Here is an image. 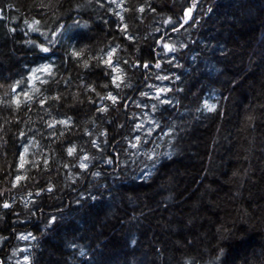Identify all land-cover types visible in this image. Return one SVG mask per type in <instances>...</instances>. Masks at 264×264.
Segmentation results:
<instances>
[{"label":"trees","instance_id":"obj_1","mask_svg":"<svg viewBox=\"0 0 264 264\" xmlns=\"http://www.w3.org/2000/svg\"><path fill=\"white\" fill-rule=\"evenodd\" d=\"M0 264H264V0H0Z\"/></svg>","mask_w":264,"mask_h":264},{"label":"rangeland","instance_id":"obj_2","mask_svg":"<svg viewBox=\"0 0 264 264\" xmlns=\"http://www.w3.org/2000/svg\"><path fill=\"white\" fill-rule=\"evenodd\" d=\"M52 4H54V3H52ZM190 14H192V12H190ZM227 77H228V74L227 73L226 74L224 73V75L221 76L222 81H226ZM191 114H193V113H188L186 115V117L184 118V120L182 122V124H184V125H182V127L180 128V132H179L180 135L183 134L185 131L193 130L192 131V134H193L192 136H194L196 134V136H195V143H197L196 142V139H197L198 136L200 137V140L207 141L209 137H207L206 135H204V137H203V134H204V131H205L206 128L208 129L209 127H211L213 125L214 120L211 117H206V118H204V122H202V121L199 122L198 119L192 118L191 117ZM178 137H179V135L177 136V138ZM210 139H212V136H211ZM227 139H228V137H226L225 135L224 136H221V138L218 139L219 145H224V143L228 142ZM192 140H193V138L192 139L190 138V143L191 144H192ZM178 144H179V145H177L178 146V152L181 153L187 147V145H186V138L183 139L182 142L179 141ZM165 180L167 181V179H165ZM130 195H132V194H129L128 197ZM128 202H129V205H131L130 207L131 208H134V209L144 208V206H145L144 201L140 200L137 197V195H134V194H133V196H131V198H129ZM221 204L224 205L225 203H223V201H221ZM231 204H232V202L230 200H229V203L227 201V203L224 205V208L225 209H228V207ZM110 211L112 213L111 216H110V218L112 219L113 222L118 223V221L122 218V214H119L116 211H112L111 209H110ZM226 220H227V218L224 219V221H226ZM224 221L222 223L223 225L225 223ZM142 255H144L143 257H146L147 258V262H148L149 259H150V257H152L154 255V252L152 250V247L150 246V247L146 248L145 249V253H142ZM144 262H146V261L144 260Z\"/></svg>","mask_w":264,"mask_h":264},{"label":"snow or ice","instance_id":"obj_3","mask_svg":"<svg viewBox=\"0 0 264 264\" xmlns=\"http://www.w3.org/2000/svg\"><path fill=\"white\" fill-rule=\"evenodd\" d=\"M141 11H143V9H141ZM190 11H191V9H189V13H190ZM186 15H188V13H186ZM36 23H38V21L36 22ZM31 27V26H30ZM35 30V29H34ZM164 47L166 48V49H168V50H174V49H172L169 45H167V44H165L164 45ZM44 51H47V49H44ZM114 51V50H113ZM75 55H79L78 53H74ZM111 55H112V53H109V56H108V59L107 60H105L104 62L106 63V64H108L110 67L112 66V59H111ZM157 67H159V65H156ZM145 67H147L146 65H145ZM113 71L114 72H117V73H119L120 72V69L117 67V68H113ZM114 81L115 80H120L121 79V77L119 76V75H117V76H115L114 78ZM117 86H119V85H117ZM162 91V90H161ZM109 99H112L114 102H115V97H112L111 95L108 97ZM51 126V125H50ZM25 151H27V149H25ZM74 151V149H69V154H71L72 152ZM85 159H86V157H85ZM86 165H82V167H85ZM17 179H19V177L17 178ZM8 205L6 204L5 205V207H7Z\"/></svg>","mask_w":264,"mask_h":264},{"label":"water","instance_id":"obj_4","mask_svg":"<svg viewBox=\"0 0 264 264\" xmlns=\"http://www.w3.org/2000/svg\"><path fill=\"white\" fill-rule=\"evenodd\" d=\"M191 20H193V18L191 19ZM189 24V22H187V23H185L184 25H182V27H180L179 29H178V31H181V30H183V29H185L186 27H187V25ZM159 64V63H158ZM157 64V65H158ZM157 67V66H156Z\"/></svg>","mask_w":264,"mask_h":264},{"label":"bare ground","instance_id":"obj_5","mask_svg":"<svg viewBox=\"0 0 264 264\" xmlns=\"http://www.w3.org/2000/svg\"><path fill=\"white\" fill-rule=\"evenodd\" d=\"M189 12V11H188ZM191 12V11H190Z\"/></svg>","mask_w":264,"mask_h":264}]
</instances>
